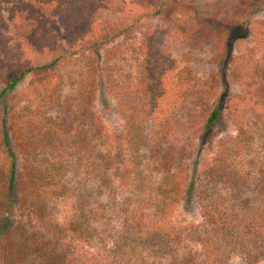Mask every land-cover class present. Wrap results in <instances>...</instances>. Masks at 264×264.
<instances>
[{
  "label": "rangeland",
  "instance_id": "374dc122",
  "mask_svg": "<svg viewBox=\"0 0 264 264\" xmlns=\"http://www.w3.org/2000/svg\"><path fill=\"white\" fill-rule=\"evenodd\" d=\"M253 2L255 0L249 5ZM143 3L144 0H112L109 9L100 8L96 12V18L104 28L106 22L127 24L126 21L136 18L132 17V14L140 11ZM219 26L220 23L215 22L207 13L201 14L174 5L167 8L160 17L141 18L125 34L104 44L98 54L88 49L87 52L72 55L62 65H58L51 75L41 73L43 75H39L37 81H34L36 77L28 75L0 96V120L4 116L7 122L10 145L15 151L17 161L15 211L8 217H2L0 213V229L4 228L0 237V264H34L33 258L38 253L37 249L41 248V245L45 244L47 247L51 243L47 247L50 249L57 241L61 244L56 250L65 249L70 253L74 259L73 264H105L100 250L107 249L109 239L105 244L102 243L103 240L96 241L95 235L87 240L83 237L77 229L82 207H92V214L96 216L91 220V224L98 226L99 213L112 214V203H109L112 197L123 199L134 189L128 184L130 181L124 164L134 175L135 168L141 170L144 165L142 162L146 161L145 158H138L139 150L129 145L130 123L122 119L117 108L120 106L117 102L119 98L128 99L135 94L116 76L114 68L124 65L130 75L129 80L136 83V76H140L141 70L142 79L144 73L145 76L148 73L145 65L149 64L147 61L150 60V55L159 56L160 60L163 57H172L177 64L182 65L186 56L193 54L190 61L194 72L201 80L208 82L202 85L201 93L193 103L198 109H193L192 112L202 119L207 112L204 104H211L220 89V80L214 73H221L223 60H219V49L212 43L195 45V36L206 27ZM10 31L11 33H6L8 36L19 35L11 26ZM231 47L233 54L242 53L246 58L256 61L264 58L263 7L254 8L247 24L232 34ZM46 48V52L33 49L32 58L35 64H41L55 54V46L50 44ZM160 80L166 91L150 102V106H156L157 109L148 117L145 116L146 118L142 115L141 121L135 123L143 126L144 137L155 138L149 117L157 115L159 119H163V123L171 125L174 129L171 140H179L186 145L187 157L177 163L178 166L172 167L167 174H155L147 170L143 173H151L155 182L153 185L157 186L162 182L163 186L175 187L170 196L163 200V204H170L171 224L177 233H181L183 242L188 244V251L196 249V253L192 255L195 256L196 264H250L234 246V241L228 245L225 242L218 243L214 248L215 254L209 255L210 257L205 255L210 244V234L203 231L204 219L199 201L201 198L194 191L200 180L206 187L207 182L204 180L207 177L229 171L232 167L239 172L238 176L246 180L249 189H233L222 180L215 186L212 182L210 188L218 191L229 204L239 205L238 201L246 198L248 205L243 208L246 212L243 218L247 222L251 217L253 220H264V136L257 137L260 132L264 134V97L260 100L255 96L254 88L251 89L237 79L230 78L228 102L223 114L215 127L202 136L201 130L185 129L190 121V100L182 103L178 96L182 90L196 92L199 85L179 83L172 72ZM98 83L101 86L114 83L119 89L120 97L116 100L110 94H105L104 99L105 95L100 96L98 91ZM33 85L44 93L42 96L48 97L42 102L48 106L44 109V118L58 124L60 130L64 129L65 123L69 125V117L73 112L68 115L67 109L69 106L79 105L83 100L82 94L94 100L92 111L88 112L85 118L79 117L78 124L87 130L88 146L74 147V143L69 140L71 137L65 136L63 131L58 132L50 142L38 141L34 132L45 123H42L40 115L30 111L38 106H35L38 101L33 100V105L28 111L24 108L38 93L33 90ZM5 86L0 78V92ZM261 87L264 88V83ZM48 102L53 103L47 105ZM133 104L143 106L140 99L135 100ZM138 113L143 114L140 111ZM18 115L19 118H16ZM98 125L103 127V135L96 139ZM42 132L46 133V130ZM0 135L2 136L1 123ZM254 136L258 142L253 140L246 147L249 137ZM162 142L164 144V141ZM4 147L5 144L2 143V152ZM140 148H143V145ZM97 149L105 152L103 154L108 151L114 157V163L123 167L125 174L120 175L112 170V186L100 189L99 195H94V200L90 199L92 201L82 204L83 197H80L78 192L83 183L91 182L90 173L86 171L91 170L95 161L98 162ZM221 162L222 166H218ZM47 164L56 166V170L48 171ZM199 172L205 174L201 175ZM41 174L48 175L47 179ZM189 189L191 194L187 200L184 194ZM140 194L134 190L132 196L137 198ZM118 219L120 215L113 213L111 224L117 223ZM68 221L72 222L71 226L62 231L63 225ZM101 222H105V218L102 217ZM195 227L198 233L192 232ZM216 256L225 257L227 260L220 261ZM161 264L171 263L168 257H164L161 258ZM254 264H264V259Z\"/></svg>",
  "mask_w": 264,
  "mask_h": 264
},
{
  "label": "trees",
  "instance_id": "16d2710c",
  "mask_svg": "<svg viewBox=\"0 0 264 264\" xmlns=\"http://www.w3.org/2000/svg\"><path fill=\"white\" fill-rule=\"evenodd\" d=\"M111 1L0 0V78L6 84L0 92V96L6 90L15 87L28 75L36 77L34 81L38 80L39 75H51L58 65H62L72 55L87 52L88 49L98 54L104 44L125 34L141 18L160 17L171 6L179 5L181 8L197 13H207L215 22H219V28L206 27L195 36V45L212 43L219 49V60H223L221 73L219 75L216 72L214 73L217 79L220 80V89L211 104H204L207 112L202 119L197 113L192 112L193 109H198L193 103L196 101V97L200 95L202 85L208 82L207 80H201L194 72L190 61L193 54L189 53L182 65L177 64L172 57H163L160 60L159 56L150 55V60L147 61L149 64L145 65V68L147 67L146 69L149 71L146 76L144 73V79H142L143 71L141 70L140 76H136V83L129 80L130 75L124 65L114 68L116 76L123 80L127 88L133 90L135 94L128 99L119 98L117 102L120 106L117 108L122 119L126 123H130L128 129L129 145L135 150H139L138 158H145L146 161L142 162L144 165L141 170L138 167L135 168L134 175L124 164L127 178L130 181L128 184L133 186L134 189H131L128 197L119 200L112 197V200L109 201V203H112L111 213L120 215L117 223L111 224L112 214L98 212L99 225L91 224V220L96 216V214L95 216L92 214V207H82V214L77 220V229L84 238L86 237V240L95 235L96 241L103 240L102 243L105 242L106 244L109 239L110 244L106 246L107 249L102 248L100 250L105 264H161V258L164 257H168L171 264H196L194 262L195 256H192L193 253H196V249L188 251V244L183 242L181 233H177V230L171 224L170 204H163V200L165 201L170 196L175 187L163 186L162 182L157 186L153 185L155 182L152 180L153 176L151 175L153 172L155 174H167L172 167L178 166L177 163H181L187 157L185 155L188 148L179 140H171L170 137L174 129L171 125L163 123V119H159L157 115L149 117L156 134V137L152 139L144 137L143 126H139L135 122L141 121L142 115L148 117L157 109L156 106H150V102L157 95L165 93L166 89L162 86L160 79L169 72L174 74L179 83L190 84V86L191 84L199 85L196 92L189 93L182 90L179 91L178 96L182 103L190 100V121L185 129L201 130L202 136L215 127L223 114L228 102L230 78L237 79L251 87V89L254 88L255 96L261 100L264 97V88L261 87V84L264 83V58L256 61L246 58L242 53L233 54L231 51V36L247 24L254 8L263 7L264 9V0H255L251 6L249 4L253 0H144L141 10L136 14H132V17L136 16L135 19L126 21L127 24H124V22H106L104 28L101 26V22L97 20L96 12L100 8L103 10L109 9ZM10 26L19 35L15 37L13 35L8 36L6 33L7 31L11 33ZM50 44L55 46V54L49 60L41 64H35L33 61L34 56H32L33 49L46 52V46ZM98 88L100 96L101 94H110L116 100L120 97L118 95L119 89L116 88L114 83L105 86L98 83ZM33 90L38 93L24 108L28 111L33 105V100L38 101L35 104V106H38L30 110L32 113L40 115L42 123H45V125L37 128V132H34V136L38 141L43 143L48 140L50 142V139H54L58 132L63 131L65 136L71 137L69 140L74 143V147L78 145L80 147L88 146L87 130L82 129L81 125L78 124L80 122L79 117L85 118L87 113L92 111L91 107L94 100L82 94V102L75 107L69 106V109H67L68 115L73 112L69 117V120L71 119L69 125L65 123L64 129L60 130L58 124L44 118V109H47L48 106L45 103L42 104V102L48 97L42 96L44 93L34 85ZM104 99H106V95ZM138 99H140L143 106L138 107L133 104ZM51 103L53 102H48L47 105ZM139 111L143 114L138 113ZM4 112L6 113L7 110L5 109ZM16 118H19V115ZM0 123L2 133V136L0 135V145L5 144L3 152L0 150V213L2 217H8L12 216L15 211L14 187L17 178V161L15 151L10 145L8 126H6L7 122L4 116L1 117ZM44 130H46V133L42 132ZM97 130L96 139L103 135V127L98 125ZM259 136H264L263 132L257 135V137ZM249 138H247L249 140L246 139V147L253 140L258 142L255 139L256 136ZM162 141H164V144ZM262 144L264 145V143ZM141 145H143V148H140ZM138 147L139 149H137ZM103 153L105 152L99 149L96 150L98 162L95 161L91 170L86 171L90 173L91 182L89 184L83 183L82 189L78 192L79 196L83 197L82 204L94 200L95 196L99 195L100 189L112 186V170L120 175L125 174L123 173V167L121 168L114 163V157L108 151H106V154ZM222 164L223 162L217 165L222 166ZM47 168L48 171L56 170L54 165L47 164ZM145 170L151 173L144 175L143 171ZM236 171L231 167L229 171L207 177L204 180L207 182L206 187L200 180L197 183L196 190L192 191L201 198L199 201L201 202L202 217L204 219L203 231L210 234V244L205 255L210 257L209 255L215 254L214 248L218 243L225 242L228 245L234 241V246L247 259L248 263L254 264L264 259V220H253L251 217L247 222L243 218L246 213L243 208L248 205L246 198H241L238 201L239 205L229 204L218 191L215 192L213 188H210L212 182L215 186L222 180L233 189L238 187L243 190L249 189L246 180L238 176L239 172ZM49 174L51 176V173ZM204 174L205 172H202L201 175ZM41 175L45 179L48 177L45 174ZM134 190L141 193L137 198L132 196ZM190 194L189 189L185 192L184 197L188 200ZM255 216H257V213H255ZM102 217L105 218L103 223L101 222ZM242 219H244V222H242ZM71 224L72 222L68 221L67 224L63 225L62 231L64 229L68 230ZM3 229H0V237L4 233ZM192 232L198 233L196 227L193 228ZM58 243V241L54 242L50 249L47 247L51 243L47 247L45 244L41 245V248L37 249L38 253L33 258L34 264H73L74 259L70 253H67L65 249L56 250L61 244L58 245ZM216 258L223 262L227 260L225 257L216 256Z\"/></svg>",
  "mask_w": 264,
  "mask_h": 264
}]
</instances>
